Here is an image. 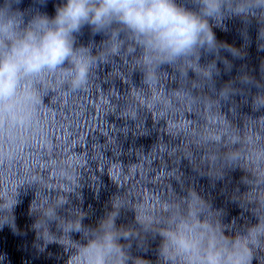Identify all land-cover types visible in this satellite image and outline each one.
Returning a JSON list of instances; mask_svg holds the SVG:
<instances>
[{
	"label": "clouds",
	"instance_id": "1",
	"mask_svg": "<svg viewBox=\"0 0 264 264\" xmlns=\"http://www.w3.org/2000/svg\"><path fill=\"white\" fill-rule=\"evenodd\" d=\"M24 3L0 0V121L38 103L32 85L49 74L59 73L73 89L87 84L98 57L91 45L78 43L85 30L101 37L110 54L120 51L123 36L138 53L136 64L150 88L162 69L177 73V87L153 100L203 118L195 131L183 118L177 127L207 150L213 184L240 173L241 191L231 203L248 216L242 225L236 217L226 220L224 208L192 188L159 210L138 206L139 227L133 228L118 223L122 204L115 198L94 224L82 216L61 220L62 237L48 227L55 209L43 210L30 226L33 246L39 252L51 244L68 248V264H264V61L248 64L253 43L264 51V0ZM229 20L240 22L239 45L217 36ZM19 195L0 192V230L7 226L18 235ZM38 211L30 205L29 214ZM0 264H10L6 253Z\"/></svg>",
	"mask_w": 264,
	"mask_h": 264
}]
</instances>
